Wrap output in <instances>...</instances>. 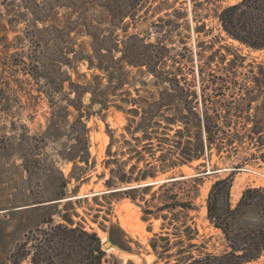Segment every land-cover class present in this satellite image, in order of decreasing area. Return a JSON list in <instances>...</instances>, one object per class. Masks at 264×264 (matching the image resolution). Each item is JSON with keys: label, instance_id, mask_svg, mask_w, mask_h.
<instances>
[{"label": "trees", "instance_id": "trees-1", "mask_svg": "<svg viewBox=\"0 0 264 264\" xmlns=\"http://www.w3.org/2000/svg\"><path fill=\"white\" fill-rule=\"evenodd\" d=\"M139 8L146 9V0H129L119 21L135 19ZM171 10L168 16L180 12L173 4ZM35 14V21L15 36V42L9 41L7 25L0 22V53L12 46L17 49L12 55L19 56V61L13 65L37 83L51 112L39 133L23 124L19 133L0 136V211L41 212L39 222L28 228L10 252L9 264L25 260L31 264H103L107 250L102 238L68 212L75 208L70 191H78L95 166L87 119L96 106L94 112L100 115L110 106L122 110L128 116L125 129L131 136L122 134L119 149L113 153L119 140L110 134L105 160L109 176L106 171L99 174L108 189L104 195L131 199L142 208L145 221L162 220V231L150 239L158 259L166 264L174 256V264H245L260 258L264 253V186L246 187L233 204L232 174L214 180L206 198L207 218L221 230L227 248L195 255L192 248L197 243L191 240L199 234L198 228L182 218L199 209L195 199L204 180L200 172L188 175L175 170L198 160H203L199 166H207L213 152L221 156L240 146L254 149L252 158L264 162V60L245 64V56L230 48L217 60V50L206 56L202 43L194 50L183 38L169 44L160 38L148 41L138 33L123 38L102 36L98 25L90 24L83 30L92 37L91 51L85 52L75 47L71 37L76 27L40 26L39 21L45 23L46 18ZM215 16L228 37L251 50L264 49V0H241L218 8ZM167 22L172 24V19ZM121 28L127 31L126 25ZM79 61H86L95 71L91 78L82 74L79 79L83 81L73 79L70 69L78 73ZM213 62L223 65L222 70L213 68ZM138 75L145 79H137ZM147 86L154 90L142 94ZM50 144L56 146L55 157L46 152ZM61 162L72 163L68 175ZM73 181L77 184L71 189ZM171 227L178 230V236H182L181 227L190 232L177 241L176 253H170L167 228ZM6 234L0 225V242ZM110 239L133 251L114 235Z\"/></svg>", "mask_w": 264, "mask_h": 264}, {"label": "rangeland", "instance_id": "rangeland-1", "mask_svg": "<svg viewBox=\"0 0 264 264\" xmlns=\"http://www.w3.org/2000/svg\"><path fill=\"white\" fill-rule=\"evenodd\" d=\"M128 1L0 0V22L7 25L11 42H15V36L22 34L26 25L35 21L37 17L35 13H39L46 18L45 23L39 21L40 26L57 24L60 27L65 25L76 27L71 32V37L76 40L75 47L83 49L85 52L91 51L92 37L83 30L86 29L85 24H90L92 27L98 25L102 36L114 34L123 38L126 35L138 33L140 36L146 37L148 41L156 42L160 38L169 44V41H175L177 44L183 38L194 50L197 49L198 43H202L201 49L206 56L217 50L215 57L217 60L223 53H229L228 48L231 49V52L245 56V64L254 60L257 62L264 60V49L251 50L228 37L215 16L218 8L238 3L241 0H146V9L139 8L135 19L127 17L124 22H120L119 13ZM172 4L181 13L175 12L168 16L166 13L172 12ZM27 5L30 6V9L27 8ZM169 18L172 19V24H167ZM173 22L180 24L175 27ZM122 25H126L127 31L121 28ZM112 29L114 33L111 31ZM1 43H3L2 40ZM15 51L17 49L12 46L0 53V136L19 133L23 124H26L32 133H39L46 128L51 115L48 99L44 94L39 95L37 83L29 75H25L20 68L13 65L19 61V56L12 55ZM19 51L21 50L19 49ZM230 56L232 54H229ZM220 66H217L216 62L212 63L213 68L221 71L223 65ZM76 67L78 73L70 69L74 80L83 81L82 78L79 79V75L86 74L88 78H91L92 73H95L94 70L88 68L86 61H79ZM64 69L67 67L64 66ZM245 70L246 68L239 69V71ZM133 72H137V69L134 68ZM137 79H145V77L138 75ZM138 81L136 80V83ZM146 89L154 90L153 87L147 86L141 90V93L146 94ZM68 90V83H66L65 91ZM87 95L90 96V94ZM85 103L88 101L85 100ZM97 108L92 109L93 114L87 119L90 127L91 161H95V166L84 177L85 181L80 185L78 191H70V198L73 199L75 208L68 209V212L76 221L83 223L87 229L96 231L103 242L114 235L122 240L123 245H128L133 249V251H129L116 245L110 248L104 247L107 250V255L103 264H166V260L158 259L150 245V239L154 233L162 231V220L145 221L142 218V208L131 199L104 195L108 189L104 184L105 179L100 178L99 174L106 171V177L109 176L105 160L108 159L107 149L111 141L110 134L119 140L112 147L113 153H117L119 149L122 134H125L128 139H131V136L125 129L129 122L128 116L122 110L110 106L100 115L94 112ZM133 143L136 142L133 140ZM55 148V144H50L46 148V152L55 157ZM253 150L240 146L239 150L223 152L221 156L213 152L212 159L207 166H199L203 160H198L194 161L192 165H183L175 170L177 174L188 175L200 172L204 180L199 186L198 196L195 199V204L199 209L191 210L187 217L183 216L184 218H182L187 219L192 228H198L199 234L191 240L197 243V246L192 248L195 255L201 252L221 253L227 248L221 230L215 228L207 218L206 198L214 180L232 174L231 201L233 204L237 202L246 187L264 186V162L252 158L250 153ZM146 155L149 156L148 153ZM119 156L121 157V154ZM121 158L125 159L126 157ZM135 161V159L132 160L131 164ZM59 165L66 175L70 173L72 163L61 162ZM169 174L171 172L160 175L158 178H165ZM76 184V181H73L70 188L73 189ZM61 208H63V204ZM75 211L79 214H76ZM0 212V225L7 232L0 242V264H9L10 252L28 228L34 227L39 222L41 212L33 211L23 214ZM57 218L60 217L57 216ZM167 231H169L172 247L170 253H176L180 247L177 241L181 237L185 238L189 231H185L181 227L182 236L175 234L178 230L174 227L167 228ZM188 243L189 241L186 240L185 245L187 246ZM175 262L174 256L171 258L170 264ZM23 264L31 263L29 260H25ZM245 264H264V253L257 260Z\"/></svg>", "mask_w": 264, "mask_h": 264}, {"label": "water", "instance_id": "water-1", "mask_svg": "<svg viewBox=\"0 0 264 264\" xmlns=\"http://www.w3.org/2000/svg\"><path fill=\"white\" fill-rule=\"evenodd\" d=\"M86 99H90V96H87ZM96 107H99V106H96ZM114 245H116V244H114L111 239L104 242V247H107V248H110ZM116 246H118V245H116Z\"/></svg>", "mask_w": 264, "mask_h": 264}]
</instances>
